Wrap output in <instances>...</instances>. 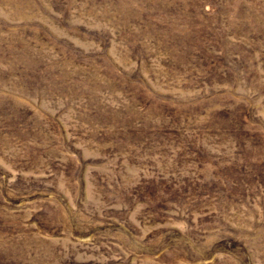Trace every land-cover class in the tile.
I'll list each match as a JSON object with an SVG mask.
<instances>
[{
  "label": "rangeland",
  "instance_id": "rangeland-1",
  "mask_svg": "<svg viewBox=\"0 0 264 264\" xmlns=\"http://www.w3.org/2000/svg\"><path fill=\"white\" fill-rule=\"evenodd\" d=\"M0 264H264V0H0Z\"/></svg>",
  "mask_w": 264,
  "mask_h": 264
}]
</instances>
